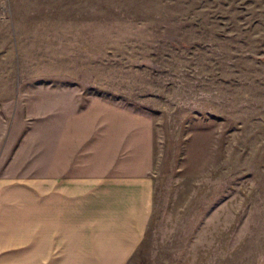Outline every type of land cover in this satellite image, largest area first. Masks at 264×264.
Here are the masks:
<instances>
[{
	"label": "rangeland",
	"instance_id": "obj_1",
	"mask_svg": "<svg viewBox=\"0 0 264 264\" xmlns=\"http://www.w3.org/2000/svg\"><path fill=\"white\" fill-rule=\"evenodd\" d=\"M59 107L90 166L152 177L125 264H264V0H0L10 182Z\"/></svg>",
	"mask_w": 264,
	"mask_h": 264
},
{
	"label": "crops",
	"instance_id": "obj_2",
	"mask_svg": "<svg viewBox=\"0 0 264 264\" xmlns=\"http://www.w3.org/2000/svg\"><path fill=\"white\" fill-rule=\"evenodd\" d=\"M50 121L47 171L0 174V264H125L150 219L151 175L90 166L66 109Z\"/></svg>",
	"mask_w": 264,
	"mask_h": 264
}]
</instances>
